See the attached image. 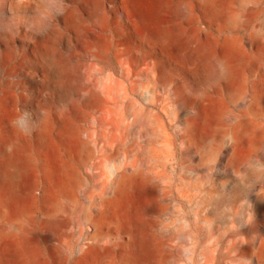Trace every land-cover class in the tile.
<instances>
[{"label":"rangeland","instance_id":"374dc122","mask_svg":"<svg viewBox=\"0 0 264 264\" xmlns=\"http://www.w3.org/2000/svg\"><path fill=\"white\" fill-rule=\"evenodd\" d=\"M25 1L0 0V264L25 247L43 264L95 250L88 264H257L246 249L264 253V0H215V14L167 0L165 38L135 24L137 0ZM43 35L55 83L36 53ZM227 54L242 62L229 80L215 64ZM57 109L68 129L13 146L4 177L12 126ZM50 211L53 231L41 227Z\"/></svg>","mask_w":264,"mask_h":264},{"label":"bare ground","instance_id":"6f19581e","mask_svg":"<svg viewBox=\"0 0 264 264\" xmlns=\"http://www.w3.org/2000/svg\"><path fill=\"white\" fill-rule=\"evenodd\" d=\"M166 1L167 0H137L136 4L133 6V8H135V11L137 13V20L135 21V24L140 26L145 31L148 32L151 31L153 33L161 34V37L165 38V36L167 35V30L164 27L163 23L161 22V20L163 19L162 17L163 15L160 9L165 5ZM195 1H197L198 3H200V5L206 8L210 14H215L214 11L215 0H195ZM25 3H29V1L27 0L25 1ZM62 15L63 17H66L68 16V12H64ZM254 35L256 40H261V39L263 40L264 23H262L259 26V30ZM49 39L50 38H48L46 35H43L39 39V41L36 44V53L45 63L46 68L47 70H49L50 75L53 78V82L55 83L59 77V68L55 63L54 57L51 53ZM234 40H236V38ZM262 49L264 50V48ZM227 53H231V48L227 50ZM215 64H216V70H217L216 73L218 78L229 80L230 78H232L235 71H237V69L242 65V62L239 58L230 55L227 56V58L225 57L224 59H220L216 61ZM89 97L91 98L92 95H89ZM198 98L200 101V105L204 106L203 108L206 109L205 107L207 105V102L204 100V96L200 94ZM248 111H249V115L254 117L252 107H249ZM53 115L54 116L52 121H50L48 117L44 116L42 117L41 121L34 126L26 123H24V125L22 126L17 124L12 126L11 128L12 139H11V143L8 144L7 146L8 153L4 162V169L2 171L4 177L12 178L16 174L15 171L17 169L15 168V161L13 159V153H12L13 146L19 145L24 149H28L30 145L34 142L38 144H43L46 137V130L49 128L51 124L53 126L59 125L63 131L64 130L66 131L68 129L69 120L64 111L57 109ZM203 121H204L203 123L206 126L210 127V130L216 135L217 139L222 141L223 138H225V135L223 136L222 134L221 126L219 123L213 125L209 123L208 114L204 116ZM230 141L232 144L236 142L234 138H231ZM80 149L81 151L78 157V162L84 164L85 159L89 156V151L83 145H81ZM73 181L75 184L80 181V178L77 174L73 175ZM263 202H264V195L258 193L255 199V208H258L259 205ZM262 215L264 216V212ZM54 216H55L54 213L51 211L45 213L44 218L41 222V227L43 229L53 231V229L56 228L55 225H57V221ZM138 228L141 229L140 224ZM24 235L25 234L23 233L22 236L24 237ZM92 237H96V233H93ZM246 252L251 253L255 257L257 264H264V253L262 252L261 248L260 249L258 248L257 251L246 249ZM39 253L40 251L36 248L25 247L23 248L22 251V259H20V261L16 264H43L39 259L38 256ZM49 253L53 257V249H51ZM54 254L56 257L59 256L58 252H54ZM90 254L91 255L88 256V258H85L84 261H81L80 264H88V259L91 261H97L100 258L99 253L96 250L94 252H91Z\"/></svg>","mask_w":264,"mask_h":264},{"label":"built area","instance_id":"2783aa9c","mask_svg":"<svg viewBox=\"0 0 264 264\" xmlns=\"http://www.w3.org/2000/svg\"><path fill=\"white\" fill-rule=\"evenodd\" d=\"M86 231H87V233H89V232H90V229H89V227H87V228H86Z\"/></svg>","mask_w":264,"mask_h":264}]
</instances>
